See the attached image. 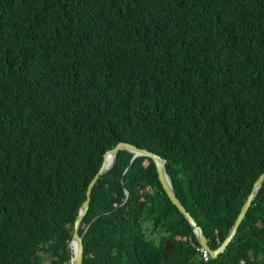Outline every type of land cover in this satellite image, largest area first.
<instances>
[{"label":"trees","instance_id":"obj_1","mask_svg":"<svg viewBox=\"0 0 264 264\" xmlns=\"http://www.w3.org/2000/svg\"><path fill=\"white\" fill-rule=\"evenodd\" d=\"M119 143L166 161L217 249L264 173V0H0V264H70ZM132 157L92 187L83 264H264V182L204 260L153 161Z\"/></svg>","mask_w":264,"mask_h":264},{"label":"water","instance_id":"obj_2","mask_svg":"<svg viewBox=\"0 0 264 264\" xmlns=\"http://www.w3.org/2000/svg\"><path fill=\"white\" fill-rule=\"evenodd\" d=\"M120 150H127L133 154L132 160H134L137 157H148L150 158L156 168L158 180L160 184L162 185L163 190L165 191L167 197L171 201V203L175 206V208L178 210V212L187 220L188 224L190 225L194 237L201 247L208 249L211 255L212 259H215L219 254H221L226 246L232 241L234 236L236 235L237 229L242 222V220L245 217V214L248 210V208L251 206L252 201L254 200L258 190L262 186L264 182V173L261 174L258 179L255 181L252 192L247 197L246 201L244 202L243 206L240 209L239 214L237 215L235 221L233 222L232 227L230 228L227 236L225 237L222 244L217 249H210L207 240L201 230V228L197 225L196 221L193 219V217L186 211V209L182 206L180 201L177 199L171 181L167 175L166 172V161L162 159L160 156L153 154L152 152H149L144 149H138L135 146H132L127 143H119L116 145L113 149L107 151L104 155L103 163L98 171V173L94 176L90 184L88 185L87 192H86V200L83 202L79 209V214L76 217L73 225V234L72 239L68 244V247L71 249V258H70V264H83V243L82 238L87 230V228L84 229L83 233L79 235V228L80 224L82 222V219L84 215L86 214L88 207H89V201H90V193L92 190V187L97 182L99 177L106 172H108L111 167L113 166L116 155L118 151ZM131 160V161H132ZM128 198V194L126 193V199ZM143 232L147 233L148 228H144Z\"/></svg>","mask_w":264,"mask_h":264},{"label":"flooded vegetation","instance_id":"obj_3","mask_svg":"<svg viewBox=\"0 0 264 264\" xmlns=\"http://www.w3.org/2000/svg\"><path fill=\"white\" fill-rule=\"evenodd\" d=\"M148 235L150 238L158 239V236H156L155 233L150 232ZM164 251H165V254L171 256L175 253V246L173 244L170 245L169 242H167L165 244Z\"/></svg>","mask_w":264,"mask_h":264},{"label":"built area","instance_id":"obj_4","mask_svg":"<svg viewBox=\"0 0 264 264\" xmlns=\"http://www.w3.org/2000/svg\"><path fill=\"white\" fill-rule=\"evenodd\" d=\"M196 251H198V252L201 253V255L198 254V258H199V259H201V257H202L204 260H207V259L210 257V255H209V251H208V250H205V249H203V248L197 247V248H196Z\"/></svg>","mask_w":264,"mask_h":264},{"label":"rangeland","instance_id":"obj_5","mask_svg":"<svg viewBox=\"0 0 264 264\" xmlns=\"http://www.w3.org/2000/svg\"><path fill=\"white\" fill-rule=\"evenodd\" d=\"M146 227L149 228L148 225H146ZM156 236H158V238H159V234L158 233L156 234ZM41 255H42V258H43V262L42 263L43 264H49L50 263V257H49V255L44 254V253H41Z\"/></svg>","mask_w":264,"mask_h":264},{"label":"clouds","instance_id":"obj_6","mask_svg":"<svg viewBox=\"0 0 264 264\" xmlns=\"http://www.w3.org/2000/svg\"><path fill=\"white\" fill-rule=\"evenodd\" d=\"M168 242V241H167ZM166 242V243H167ZM208 243V242H207ZM200 248H203V247H201L200 245H198ZM203 249H205V248H203ZM205 250H208V249H205ZM209 251V250H208ZM209 255H210V252H209ZM210 257H211V255H210Z\"/></svg>","mask_w":264,"mask_h":264}]
</instances>
